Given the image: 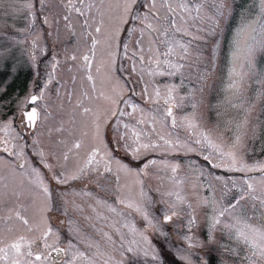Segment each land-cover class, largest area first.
<instances>
[{
    "label": "snow or ice",
    "instance_id": "1",
    "mask_svg": "<svg viewBox=\"0 0 264 264\" xmlns=\"http://www.w3.org/2000/svg\"><path fill=\"white\" fill-rule=\"evenodd\" d=\"M59 3L55 23L73 48L42 66L48 47L36 22L47 0H0V65L12 69L18 49L32 69L23 94L0 81V264H264V158L253 155L264 151V0L235 27L225 0ZM41 23L52 27L46 15ZM62 60L79 61V88L57 78ZM54 206L68 217L66 247ZM198 209L206 240L219 233V261L194 259L191 249L205 246ZM174 220L183 246L169 255L148 232L171 243Z\"/></svg>",
    "mask_w": 264,
    "mask_h": 264
},
{
    "label": "rangeland",
    "instance_id": "2",
    "mask_svg": "<svg viewBox=\"0 0 264 264\" xmlns=\"http://www.w3.org/2000/svg\"><path fill=\"white\" fill-rule=\"evenodd\" d=\"M226 4L229 7H232L235 9L237 15L234 17L233 21V27H235V24L239 22V14L246 12L247 9L252 8L254 4L256 3V0H225ZM47 16L49 21L52 23V27L49 28L47 25H43L41 23L42 17ZM64 15V9L60 6L59 0H47V7L43 10L42 13L38 12V19L36 22V26L40 29L42 33V39L41 43L45 44L48 47V55L47 56H42L38 55L37 59L39 62H41L42 66L43 64H46L49 62V57L53 53H57L61 56L66 55L65 53V48H68V52L70 53L73 48V38L70 36L69 33H67L64 29V21L61 19L59 25L55 23L56 19H59ZM73 23L76 24V20L73 19ZM78 27V24H77ZM8 31H11V29H8ZM51 33V35H47L46 33ZM222 41H228L226 44L225 48H222V52H226V47L230 46V37L225 33L224 37H222ZM7 41H5L2 37H0V48H4L7 46ZM25 47H27L25 45ZM98 57L100 53L98 52ZM205 63L207 60L205 59ZM74 63H79L77 62H72L70 60L68 61H63L61 62V67L57 71V78L61 81L66 83V87L71 89L73 87L79 88L81 85V78H82V73L79 72L75 67H73ZM120 63H123L125 67L129 68V62L128 61H118V66ZM95 67L96 65H93V73L95 74ZM69 68L72 70L69 71ZM223 72V63L221 62L220 66L217 67L216 71L214 74L211 76V78L208 81V84L211 88L217 81L220 75ZM119 74V73H118ZM76 76L77 80L75 85L72 83V77ZM5 79L8 80V83L16 89L17 94H23L26 88L29 86L30 81L32 80V69L28 66L27 63V57L26 54L21 52L20 50L17 49V54H16V63L15 66L12 69H9L7 65H0V81H4ZM129 83H132V81H135L137 79L135 74H132L129 78ZM148 77H145V80H147ZM159 79V78H157ZM85 87H87V81H84ZM137 89L141 87L140 84H135L133 85ZM206 95L208 96L209 99L212 98L213 93L211 90H209ZM56 97L53 95L52 100L55 101ZM141 99V98H137ZM65 107L67 105L65 104ZM208 115H211L210 113ZM54 116H56L57 119H60V116L54 112ZM66 119V117H65ZM79 135V132L77 133ZM57 134L54 132L52 139L54 140L56 138ZM51 147V145H49ZM122 155V153H121ZM255 158L260 159L264 158V151H262L257 145L255 152L253 153ZM185 160L189 159L188 157H184ZM69 164H72V161H69ZM219 171V170H215ZM221 175H225L224 173L220 172ZM233 175V174H229ZM238 175V174H234ZM250 175L253 176H258V173H251ZM146 184L150 185L153 189H155L158 186V181L155 177H149L146 178ZM103 183V181H101ZM82 184H77V189L79 187H82ZM88 189L91 190L94 188V185L89 183L87 185ZM76 203L81 204L84 203L79 198H76ZM59 204L63 205V201H59ZM68 212L69 214L77 221L78 223H83L81 214L77 212L72 204L68 205ZM89 210L85 206V214H87ZM205 210L204 209H198L197 210V217L200 222V228L197 230L196 237L205 243V246L203 248H194L191 249V251L194 253V259L195 256H200L204 258L206 256V250L207 246L214 245L217 249V258L219 261V258H221V252L219 251V233H217V241L216 242H208L206 240V230H205V222H206V216H205ZM49 216L51 218V222L55 228H58L62 234L61 236V244L62 246L66 247V244L63 243L64 239H72L73 237L71 235L67 234V228L68 225L67 223H62V221H67L68 217L64 216L61 214L60 211L55 210L54 206V211L52 213H49ZM181 221H176L174 220V224H169L165 225V229H171V232L169 233V236L171 238V243H169L165 238L159 237L155 232L149 230L148 235L150 236L151 240L153 241V244L157 245L159 248L160 243H168L169 246V255L174 254L175 249L172 247V243H175L176 245L183 246L181 245V239H180V233L183 231L182 228H177L174 225L175 224H180ZM142 224V221L137 218V226L139 227ZM161 254L163 255V250L160 249ZM204 255V256H203ZM178 259V257H177Z\"/></svg>",
    "mask_w": 264,
    "mask_h": 264
},
{
    "label": "trees",
    "instance_id": "3",
    "mask_svg": "<svg viewBox=\"0 0 264 264\" xmlns=\"http://www.w3.org/2000/svg\"><path fill=\"white\" fill-rule=\"evenodd\" d=\"M213 248H216V247L214 245L207 246V250L205 251L206 256L204 257V259H208L209 256H216V257L218 256L217 250L215 252L212 251ZM165 264H167V262H165Z\"/></svg>",
    "mask_w": 264,
    "mask_h": 264
}]
</instances>
